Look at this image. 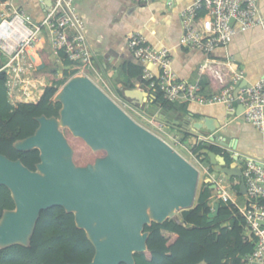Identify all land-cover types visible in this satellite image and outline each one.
<instances>
[{
	"label": "water",
	"instance_id": "1",
	"mask_svg": "<svg viewBox=\"0 0 264 264\" xmlns=\"http://www.w3.org/2000/svg\"><path fill=\"white\" fill-rule=\"evenodd\" d=\"M39 62L37 70H42L46 65L42 59ZM6 73L7 69L0 70V77ZM246 86L251 84L242 81L235 96ZM54 101L62 104L59 116L37 117L34 134L14 143L18 151H40L35 170L22 159L0 153V186L9 189L15 203L0 218V248L29 247L41 212L61 206L74 214L77 227L85 230L95 247L88 264H136L135 254L148 251L146 225L179 221L178 212L194 207L200 170L168 141L138 123L88 75L70 77ZM191 128L193 133L216 132L221 125L215 127L207 117ZM66 129L94 153L104 151L105 155L78 165ZM221 142L228 146L227 141ZM230 149L229 158L210 146L196 155H206L214 173L239 179L240 194L245 196L241 164L246 155L237 146ZM219 207L215 202L209 223L214 222Z\"/></svg>",
	"mask_w": 264,
	"mask_h": 264
},
{
	"label": "built area",
	"instance_id": "2",
	"mask_svg": "<svg viewBox=\"0 0 264 264\" xmlns=\"http://www.w3.org/2000/svg\"><path fill=\"white\" fill-rule=\"evenodd\" d=\"M40 3L44 16L36 24L31 14L16 6L15 0H0V50L9 56L7 63L0 64V70L7 69L6 89L9 102L14 106L37 103L44 93L46 77L35 76L41 60L37 45L43 40L50 43L57 55L63 52L78 74L88 75L96 83L108 72V64L100 62L91 44L77 0H52L51 5L40 0ZM181 17L184 32L180 45L205 53L199 74L210 79L213 93L205 95L199 80H180L172 66V50L152 45L137 31L130 35L128 48L143 63L142 77L149 90L154 94V90L159 89L173 102L184 99L202 104L223 103L231 114H235L241 104V115L264 132V74L235 96L236 89L246 78L245 72L234 68L229 61L211 57L217 48L227 47L239 32L264 25L258 0H195L181 12ZM158 127L162 130L163 124ZM191 135L195 146L223 147L215 132ZM241 168L247 187L245 207H240L229 194L231 177L216 173L211 181L216 185L218 197L232 201L247 218L250 227L247 235L255 247L252 254L244 257L243 264H264V204L259 203L264 200V161L245 156Z\"/></svg>",
	"mask_w": 264,
	"mask_h": 264
},
{
	"label": "trees",
	"instance_id": "3",
	"mask_svg": "<svg viewBox=\"0 0 264 264\" xmlns=\"http://www.w3.org/2000/svg\"><path fill=\"white\" fill-rule=\"evenodd\" d=\"M37 49L46 66L42 70H36L35 76L46 77L51 82L37 103L12 105L7 94L6 76L0 77V153L13 160L22 159L32 170L40 162V151H18L14 143L34 134L39 126L37 117L59 116L62 104L55 102L54 96L76 73L56 66L45 41L38 43ZM58 56L62 66L72 65L63 52H59ZM133 69L135 71H131L130 76L141 74V71ZM154 95L153 104L170 113L175 112V102L167 99L161 90H154ZM180 109L187 110L183 106ZM159 124L160 122L157 125ZM162 132L173 137L181 133L180 142L194 154L206 147L193 145L189 138L190 133L181 132L169 123L163 124ZM65 133L75 148V162L78 165H87L97 157L105 155L104 151L94 153L84 140L75 138L68 129ZM211 149L218 154L223 152L217 146H211ZM226 156L229 158V155ZM199 158L203 161L208 159L206 155ZM240 183L239 179L234 180L238 189ZM213 193L212 184L203 182L197 204L191 209L183 210L179 221L168 219L162 224L153 222L146 225L145 231L150 232L148 251L135 254L136 264H243L244 257L252 254L255 247L254 242L247 236L250 229L247 218L232 201H224L219 197L213 199ZM213 200L220 207L214 222L209 223V214L214 209ZM259 203L264 204V200ZM13 208L15 203L11 192L6 186H0V218L5 209ZM95 251L85 230L77 227L74 214L66 212L61 206H55L41 212L29 247L13 245L0 248V264H88Z\"/></svg>",
	"mask_w": 264,
	"mask_h": 264
},
{
	"label": "crops",
	"instance_id": "4",
	"mask_svg": "<svg viewBox=\"0 0 264 264\" xmlns=\"http://www.w3.org/2000/svg\"><path fill=\"white\" fill-rule=\"evenodd\" d=\"M194 1L77 0V7L86 25L91 44L100 62L108 64V72L106 76L99 79L98 84L106 91L110 90L123 98L133 108H137L138 103H142L141 105H145L147 108L153 104L154 94L149 90L142 77L144 65L135 58L128 48L130 35L139 31L148 38L152 45L169 47L172 50V66L180 80L187 82L199 80L204 87L203 93L205 95L212 94L210 79L206 76L201 77L199 74V66L206 57L205 53L180 45V38L184 32L181 12ZM15 2L19 8L31 14L33 19L39 21L44 16V8L41 6L40 0H15ZM258 2L264 20V0H258ZM43 41L46 42L52 59L57 62L59 56L52 51L49 42ZM211 57L220 61H229L234 68L238 67L245 72L246 78L244 80L250 84L254 83L264 74V25H257L247 31L239 32L227 47L217 48ZM59 61L61 62V60ZM149 66L155 73H158L156 68ZM133 68L141 71V74L130 76L129 73L134 70ZM117 71L119 72L118 87L113 85L110 80ZM45 80L48 79L45 78ZM175 105L178 107L174 114L177 119L182 121L183 126L180 127L176 121L172 124L174 127L191 134L193 133L191 127L194 122L209 117L215 127L218 128L221 125L220 130L215 132L221 139L220 142L225 140L228 143L227 147L217 146L222 149L221 154L232 155L233 152L230 148L237 146L240 153L264 161V132L258 130L241 115L242 108L237 107V112L231 114L223 103L202 104L180 99L175 102ZM182 106L186 107L187 110H181L179 107L182 108ZM157 109L158 111L161 110L158 106ZM158 122L166 123L164 121ZM207 132L210 131L202 130L200 133ZM189 138L194 145V137L191 135ZM195 156L197 157V155ZM205 172L207 175L204 182L211 179L212 175L217 176L216 173L212 174L209 164L205 166ZM235 179H229V189L232 190V192L229 191V194L240 207H245L246 196L244 206L238 203L239 201L234 197V194L240 193L234 184ZM209 183L214 189L212 198L215 199L219 192L214 187V182L210 181ZM214 202L215 200H213ZM196 204L197 202H195Z\"/></svg>",
	"mask_w": 264,
	"mask_h": 264
},
{
	"label": "rangeland",
	"instance_id": "5",
	"mask_svg": "<svg viewBox=\"0 0 264 264\" xmlns=\"http://www.w3.org/2000/svg\"><path fill=\"white\" fill-rule=\"evenodd\" d=\"M15 4H16V6H18V4L16 2H15ZM33 22L36 24L39 23V21L36 19H33ZM8 60H9V56H7L5 53H3L0 50V62L1 63H7ZM62 64L63 63L60 61L56 62V66H58L61 70L68 68V70L71 72L75 71V65L74 64H72L68 67H66L65 65L62 66ZM91 73L93 74V72H91ZM75 74H78V72H76ZM118 75H119V72L117 71V72H115V74H113L111 76L110 80H111L113 85L117 86ZM50 84H51V82L49 80H47L46 81V87L49 86ZM107 92L138 123H140L141 125H143L147 129L151 130L155 134L161 136L163 139L168 141L181 155H183L189 162H191L195 167H197L200 170V180H199V187H198V192H197V197H198V194L202 188L203 182L205 181V178L207 175L206 174L207 172H205V166H207L209 164V160L206 159V161H203L202 159H198L195 156L196 154L193 153V151H191L189 148L184 146L180 141H178L180 139V136H181L180 133H179V139L170 137L167 134L163 133L162 130L157 125L159 123L158 121H164V122L169 123L171 125L176 123V121H177L178 122L177 124L180 127H182L183 126L182 121L177 119V117L175 116L174 113H170L167 110L161 109L160 111H158L157 105H155V104H150L147 108V106L145 107V105H141L142 103H138V105H136V106L139 109H137V108H133L123 98L114 94L112 91L108 90ZM134 106H135V104H134ZM211 172H213V170ZM213 174H214V172H213ZM231 179H233V178H231ZM228 190L232 192L231 189H228ZM234 197L236 198L237 201H239L238 203H240L242 206L245 205V196L244 195H241L240 193H238V194H234ZM196 201H197V199H196ZM181 212L182 211L178 212V216L180 219H181V215H182Z\"/></svg>",
	"mask_w": 264,
	"mask_h": 264
},
{
	"label": "bare ground",
	"instance_id": "6",
	"mask_svg": "<svg viewBox=\"0 0 264 264\" xmlns=\"http://www.w3.org/2000/svg\"><path fill=\"white\" fill-rule=\"evenodd\" d=\"M38 57V56H37Z\"/></svg>",
	"mask_w": 264,
	"mask_h": 264
}]
</instances>
